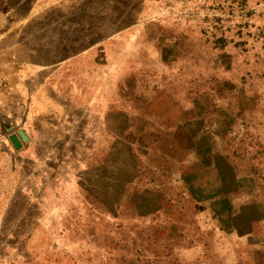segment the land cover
I'll use <instances>...</instances> for the list:
<instances>
[{
    "label": "rangeland",
    "instance_id": "obj_1",
    "mask_svg": "<svg viewBox=\"0 0 264 264\" xmlns=\"http://www.w3.org/2000/svg\"><path fill=\"white\" fill-rule=\"evenodd\" d=\"M58 2L5 44L72 58L0 125V264H264V0Z\"/></svg>",
    "mask_w": 264,
    "mask_h": 264
},
{
    "label": "crops",
    "instance_id": "obj_2",
    "mask_svg": "<svg viewBox=\"0 0 264 264\" xmlns=\"http://www.w3.org/2000/svg\"><path fill=\"white\" fill-rule=\"evenodd\" d=\"M58 1L62 0H0V125L12 130L9 139L23 115H40L57 109L51 94L58 92L62 71L72 56L56 57L49 53H35L32 49L31 58L26 59L20 52H10L5 47L23 45L24 25L57 9L60 6ZM46 26L44 22L42 27ZM33 43L32 40L29 44ZM74 56L80 59L83 55ZM10 143L12 147L5 151L7 158L3 159L9 163L16 155L15 150L20 149L15 148L11 140Z\"/></svg>",
    "mask_w": 264,
    "mask_h": 264
},
{
    "label": "water",
    "instance_id": "obj_3",
    "mask_svg": "<svg viewBox=\"0 0 264 264\" xmlns=\"http://www.w3.org/2000/svg\"><path fill=\"white\" fill-rule=\"evenodd\" d=\"M28 136L23 129H19L17 133H14L10 136V140L15 148H20L22 142L27 140Z\"/></svg>",
    "mask_w": 264,
    "mask_h": 264
}]
</instances>
